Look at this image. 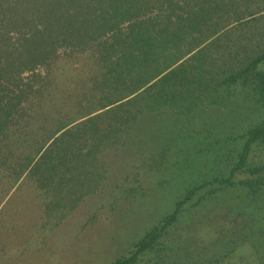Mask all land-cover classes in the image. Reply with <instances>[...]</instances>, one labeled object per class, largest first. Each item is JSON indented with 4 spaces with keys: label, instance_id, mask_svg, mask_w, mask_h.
Instances as JSON below:
<instances>
[{
    "label": "trees",
    "instance_id": "1",
    "mask_svg": "<svg viewBox=\"0 0 264 264\" xmlns=\"http://www.w3.org/2000/svg\"><path fill=\"white\" fill-rule=\"evenodd\" d=\"M65 60L75 68L63 74ZM238 95L259 120L236 136L228 175L189 188L113 264H151L145 257L203 188L207 200L242 192L226 215L264 257V160L253 158L264 144V0H0V180L28 179L48 209L92 192L84 185L110 150L135 145L151 119L171 128L168 119ZM237 238L221 237L225 256Z\"/></svg>",
    "mask_w": 264,
    "mask_h": 264
},
{
    "label": "rangeland",
    "instance_id": "2",
    "mask_svg": "<svg viewBox=\"0 0 264 264\" xmlns=\"http://www.w3.org/2000/svg\"><path fill=\"white\" fill-rule=\"evenodd\" d=\"M61 63L63 74L75 68V61ZM250 108L238 95L225 108L176 122L171 117V128L163 126L161 116L151 119V129L135 145L120 153L110 150L108 166L84 185L82 193L89 187L92 192L83 197L75 191L74 201L61 197L52 209L28 179L0 180V264H113L130 255L189 188L228 175L244 141L236 136L259 120ZM253 155L255 163L264 160V144ZM247 175L238 172L235 179ZM228 191L207 200L208 188L201 189L159 250L145 257L149 263L159 255L161 264H263L253 238L231 228L234 218L226 213L242 192ZM228 233L238 238L225 256L221 237Z\"/></svg>",
    "mask_w": 264,
    "mask_h": 264
}]
</instances>
